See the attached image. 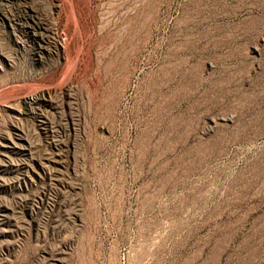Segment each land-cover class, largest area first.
<instances>
[{
    "label": "rangeland",
    "instance_id": "374dc122",
    "mask_svg": "<svg viewBox=\"0 0 264 264\" xmlns=\"http://www.w3.org/2000/svg\"><path fill=\"white\" fill-rule=\"evenodd\" d=\"M0 264H264V0H0Z\"/></svg>",
    "mask_w": 264,
    "mask_h": 264
},
{
    "label": "bare ground",
    "instance_id": "6f19581e",
    "mask_svg": "<svg viewBox=\"0 0 264 264\" xmlns=\"http://www.w3.org/2000/svg\"><path fill=\"white\" fill-rule=\"evenodd\" d=\"M43 96V95H42Z\"/></svg>",
    "mask_w": 264,
    "mask_h": 264
}]
</instances>
